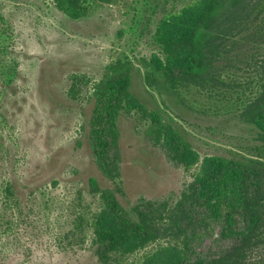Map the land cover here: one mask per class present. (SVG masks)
I'll use <instances>...</instances> for the list:
<instances>
[{
	"label": "rangeland",
	"instance_id": "obj_1",
	"mask_svg": "<svg viewBox=\"0 0 264 264\" xmlns=\"http://www.w3.org/2000/svg\"><path fill=\"white\" fill-rule=\"evenodd\" d=\"M191 1L94 2L87 16L72 19L53 0H0V264H100L91 222L106 213L89 181L94 177L103 187L113 183L96 165L83 129L91 110L87 96L108 65L128 56L136 66L134 93L148 108L161 106L160 95L146 85L141 61L158 53L155 36L163 16ZM75 74L90 80L78 98L69 93ZM244 76L241 82L248 80ZM5 80L11 81L7 89L1 84ZM184 94L187 103L208 112L190 110V123L179 122L195 151L221 153L240 144L249 131L246 124L216 114L206 94L194 89ZM147 123L141 112L118 119V138L108 155L110 167L121 171V202L129 208L145 198L154 203L155 215L159 207L166 219L178 221L174 230L186 233L152 242L128 261L165 251L184 235L190 262L232 249L238 237L228 236L224 218H213L204 204L188 207L189 217H176L174 205L193 171L146 136ZM9 184L17 191V205L4 192ZM78 203L85 212L81 230L74 228L69 209ZM235 217V227L244 229L243 215Z\"/></svg>",
	"mask_w": 264,
	"mask_h": 264
},
{
	"label": "trees",
	"instance_id": "obj_2",
	"mask_svg": "<svg viewBox=\"0 0 264 264\" xmlns=\"http://www.w3.org/2000/svg\"><path fill=\"white\" fill-rule=\"evenodd\" d=\"M53 1L68 17L80 19L94 2L116 0ZM155 40L158 53L142 58L141 66L146 85L160 95L161 106L148 108L134 93L136 66L128 56L108 65L87 96L91 110L83 129L96 165L113 183L103 187L94 177L89 181L91 193L99 196L106 213L91 222L94 254L100 264H264V0H192L163 16ZM244 74L248 80L241 82ZM89 82L85 75L75 74L70 95L78 98ZM192 89L207 95V106L216 114L239 118L248 126L239 145L205 155L194 150L179 123H190L188 111L198 110L186 102L184 92ZM198 111L208 114L205 108ZM132 112H141L148 122L145 133L155 145L166 147L173 160L193 171L192 182L174 205L176 217L186 218L188 207L204 204L213 218H224L228 236L238 237L232 249L211 260L190 262L184 235L165 251L128 261L152 242L186 233L184 228L174 230L178 221L166 219L157 206L155 215L154 203L145 198L129 208L121 202L125 193L121 171L110 167L108 154L118 138L120 115ZM4 192L14 201L19 198L13 185ZM69 209L74 228H82L85 212L80 203ZM236 212L245 219L242 230L235 227Z\"/></svg>",
	"mask_w": 264,
	"mask_h": 264
},
{
	"label": "flooded vegetation",
	"instance_id": "obj_3",
	"mask_svg": "<svg viewBox=\"0 0 264 264\" xmlns=\"http://www.w3.org/2000/svg\"><path fill=\"white\" fill-rule=\"evenodd\" d=\"M14 72H15V70H14ZM14 76H15V75H14ZM11 78H12V77H11ZM11 78H10V80H12ZM10 82H11V81H10ZM10 82H9V80H7V81L5 80L4 82L1 83V84H2V87H3L4 89H7V88L10 86V84H11Z\"/></svg>",
	"mask_w": 264,
	"mask_h": 264
}]
</instances>
